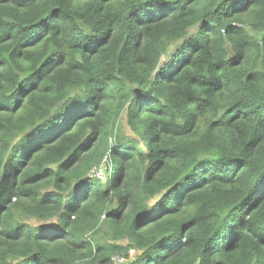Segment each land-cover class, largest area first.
Wrapping results in <instances>:
<instances>
[{
  "label": "trees",
  "instance_id": "16d2710c",
  "mask_svg": "<svg viewBox=\"0 0 264 264\" xmlns=\"http://www.w3.org/2000/svg\"><path fill=\"white\" fill-rule=\"evenodd\" d=\"M132 250L264 264V0H0V264Z\"/></svg>",
  "mask_w": 264,
  "mask_h": 264
},
{
  "label": "rangeland",
  "instance_id": "374dc122",
  "mask_svg": "<svg viewBox=\"0 0 264 264\" xmlns=\"http://www.w3.org/2000/svg\"><path fill=\"white\" fill-rule=\"evenodd\" d=\"M166 60L167 59L165 58L164 61H166ZM121 130H122V133H124L126 136L136 137L135 135H133V133L131 132V130L128 127V121H127L126 114H124L123 117L121 118ZM95 175L102 182L106 181V178H105L102 170H100V169L96 170ZM30 224L33 225V226H35V227L39 226V223H37L35 220L30 221ZM52 224H55L56 225L57 223L53 222ZM100 237L103 238V239H106L108 241H111L110 238H107V235L106 234H103L102 233ZM121 243H126V242H121ZM138 256H139L138 251L132 250L129 259H126V258L125 259H123V258L117 259L116 258V259H114V262L117 263L118 261H121V262H118L117 264H121V263L122 264H126V263H128V261L137 259Z\"/></svg>",
  "mask_w": 264,
  "mask_h": 264
},
{
  "label": "bare ground",
  "instance_id": "6f19581e",
  "mask_svg": "<svg viewBox=\"0 0 264 264\" xmlns=\"http://www.w3.org/2000/svg\"><path fill=\"white\" fill-rule=\"evenodd\" d=\"M118 262H120V261H118ZM118 262H117V263H118ZM117 263H116V264H117Z\"/></svg>",
  "mask_w": 264,
  "mask_h": 264
},
{
  "label": "built area",
  "instance_id": "2783aa9c",
  "mask_svg": "<svg viewBox=\"0 0 264 264\" xmlns=\"http://www.w3.org/2000/svg\"><path fill=\"white\" fill-rule=\"evenodd\" d=\"M121 262V261H120Z\"/></svg>",
  "mask_w": 264,
  "mask_h": 264
}]
</instances>
